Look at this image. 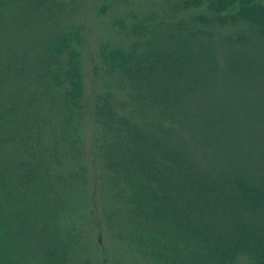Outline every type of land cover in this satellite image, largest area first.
I'll return each mask as SVG.
<instances>
[{
	"label": "trees",
	"instance_id": "16d2710c",
	"mask_svg": "<svg viewBox=\"0 0 264 264\" xmlns=\"http://www.w3.org/2000/svg\"><path fill=\"white\" fill-rule=\"evenodd\" d=\"M19 1L22 8L34 10L59 2ZM183 4L207 7L216 24L253 25L264 41V0H183ZM171 40V48L150 49L152 41L141 50L137 45L128 52L105 47L102 53L109 74L164 115L181 106L205 77L204 63L196 54L200 52L194 53L184 39ZM54 48L57 57L69 54L58 90L67 112L77 116L85 109L79 55L72 50L71 39H60ZM97 100L92 116L100 167L90 197L99 208L90 209L86 219H69L70 223L64 220L61 199L72 194L82 200L84 190L76 187L70 192L72 184L62 187L64 192L55 189L52 184L59 175H52L43 160L45 151L31 141L28 125L13 123L15 107L0 113V134H5L0 135V148L19 137L29 157L13 173L0 162V264H20L21 257L38 264H69L87 247L79 244L84 238L82 222L96 226L97 221L99 231L102 227L114 236L124 252L151 264H264L263 184L235 173L213 177L203 172L186 150L168 140L169 129L155 133L138 127L119 112L109 93ZM70 124L72 129L64 138L67 146L59 153L75 158L79 124ZM36 153L39 160H30ZM99 209L101 220L96 217ZM10 227L15 230L12 235Z\"/></svg>",
	"mask_w": 264,
	"mask_h": 264
},
{
	"label": "rangeland",
	"instance_id": "374dc122",
	"mask_svg": "<svg viewBox=\"0 0 264 264\" xmlns=\"http://www.w3.org/2000/svg\"><path fill=\"white\" fill-rule=\"evenodd\" d=\"M20 4L19 0H0V113L15 107L13 123L28 125L31 141L45 151L43 160L52 175H59L60 182L52 184L55 189L72 184L70 192L76 187L84 190L82 200L72 194L61 199L65 222L86 219L90 209L99 208L90 197L100 167L92 110L98 96L105 93L138 127L155 133L169 129L168 140L186 150L203 172L213 177L235 173L264 185V41L253 25L216 24L207 7L186 8L183 0H59L38 10ZM63 38L71 39L72 50L79 55L85 109L77 116L67 112L58 90L69 54L57 57L54 45ZM171 39H184L194 53L200 52L196 54L204 63L205 77L181 106L164 115L110 75L102 53L105 47L128 52L137 45L141 50L152 41L150 49L171 48ZM75 121L79 141L75 139L74 158L59 152L65 150L64 138ZM13 141L0 148V162L10 167L9 173L29 158L19 137ZM32 159L39 160L37 153ZM100 213L99 209L98 220ZM86 223L81 224L84 238L79 244L87 247L69 264H151L124 252L114 236L102 227L99 231L97 223ZM10 231L12 235L15 230L10 227ZM20 259V264H38Z\"/></svg>",
	"mask_w": 264,
	"mask_h": 264
}]
</instances>
